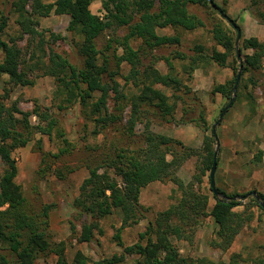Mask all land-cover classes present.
<instances>
[{
    "label": "trees",
    "instance_id": "16d2710c",
    "mask_svg": "<svg viewBox=\"0 0 264 264\" xmlns=\"http://www.w3.org/2000/svg\"><path fill=\"white\" fill-rule=\"evenodd\" d=\"M6 1L10 0H0ZM95 1L98 0H56L52 4H44L42 0H16L13 8L19 15L18 23L23 34L20 39L29 35L37 44L29 47L25 54L15 40L9 43L0 37V53L4 55L3 62L0 63V78L8 77L4 82V94L0 95V158L5 165L0 179V264H35L41 255L48 253L58 257V264H66L65 243L53 244L48 232L50 213L55 206L47 205L38 215L30 214L23 190L16 183L19 169L13 157L15 150L26 147L34 133L52 138L56 132L59 137H64L58 120L47 111L43 112L38 108L35 112L38 124L32 126L29 116L20 110L17 101L8 105L14 89L35 84L30 76L36 72L56 80L57 92L61 98L60 109L76 103L90 107L92 114L98 117L95 120L97 127L106 130L111 125L122 123L129 108L126 129L131 140L136 136L135 129L138 124H144L145 127L138 142L132 140L127 147H117L114 152L104 154L95 165H89V177L82 183L79 196L73 204L78 214L86 217L80 242H92L94 232L100 230L99 221L111 216L116 210L122 217V226L116 236L120 242V234L124 229L136 226L142 221L141 192L152 183L171 182L180 193L175 204L158 213L155 220L149 223L147 230L140 236V242L123 248L121 255H114L93 264H124L128 257H138L137 264H214L205 258L195 262L191 258L189 260L182 257L174 241L184 240L202 225L204 219L210 217L216 226V239L212 247L226 252L242 231L253 222L255 216L247 207L242 212L236 211L243 206L237 199L246 195H229L221 189L217 190L229 199L222 200L214 195L215 204L208 213L210 198L199 190L201 177L195 176L197 182L188 184L179 177L184 164L200 154L203 157L201 175L211 172L216 148L213 129L212 136L207 134L210 126L204 117L201 104H198L199 109L201 108L198 118H189L194 110L185 107L182 109L181 119L176 118L179 103L183 102L185 105L184 99L193 92L183 83L174 61H181L184 74L190 76L200 66L207 68L216 64L221 68L230 67L234 77L225 84L215 85L212 91L228 100L226 107L233 96L239 69L236 33L226 26V18L210 5L209 0H103L104 18L92 12L91 6ZM212 1L228 16L225 7L219 6L215 0ZM261 1L252 0L250 9L258 22L264 25ZM30 2H33L32 13L26 10ZM189 5L211 10L221 17L219 22L213 24L211 33L216 44L224 51L213 50L210 54L204 46L198 45L191 56L174 51L170 56L158 58L154 55L157 50L181 45L179 35H159V30L171 28L192 32L206 27L201 18L190 13ZM52 13L70 17L68 31L79 39L77 48L83 59L82 67L73 65L68 58L56 52L47 36L39 32L38 20L47 18ZM228 18L231 19L229 16ZM233 21L237 24L236 20ZM114 26L128 27L129 32L123 38L110 39L104 49H99L98 39ZM7 27L8 19L4 15L1 17L0 34ZM49 38L55 44L62 36L50 34ZM136 40L142 42L138 49L132 45ZM119 49L122 50L121 55L117 53ZM244 51L251 53L244 54ZM143 56L151 59L147 65L143 64ZM241 56L244 73L257 74L264 66V40L244 41ZM112 60L116 65L115 72L110 70ZM159 60L166 63L167 73L158 70L156 63ZM230 60L233 62L229 64ZM124 66L130 68L124 80L127 84H133L137 93L130 97L118 90L117 108L114 113H110L111 86L105 78L120 76ZM251 83L256 85L254 77H251ZM183 88L186 89L184 93ZM164 89H172L173 93L169 95ZM240 98L241 91L238 92L236 102ZM151 108L167 123L195 124L199 127L205 134L202 151L186 148L180 141L155 133L151 122L144 121ZM95 133L99 134V131L95 130ZM64 142L67 146L57 156L39 149L42 153L43 178L54 171L60 179H64L65 175L61 171L52 170L51 165V157L59 159L73 151L71 143L67 140ZM176 147H180L182 151H177ZM263 155L264 152L261 151L255 159L259 161ZM110 170H114L116 177L110 174ZM211 191L213 192L212 189ZM260 197L264 203V195ZM255 204L264 213L261 203L255 200ZM72 230L76 233L74 226ZM120 246L124 247L121 242ZM3 249L10 251L14 258L11 260L2 254ZM74 263L90 264L81 253L77 254ZM254 264H264V259L256 260Z\"/></svg>",
    "mask_w": 264,
    "mask_h": 264
},
{
    "label": "rangeland",
    "instance_id": "374dc122",
    "mask_svg": "<svg viewBox=\"0 0 264 264\" xmlns=\"http://www.w3.org/2000/svg\"><path fill=\"white\" fill-rule=\"evenodd\" d=\"M15 1L0 2V22L1 17L4 15L8 19V27L0 34V37L9 43L15 40L16 44L23 50V53L26 54L28 53V48H32L37 42H33L29 35H25L24 39H20L23 34L18 23L19 15L16 14L13 8V2ZM55 1L42 0L44 4H52ZM102 1H95L91 6V10L94 14L104 18L105 13L103 11ZM32 5L33 2H30L27 6L26 10L28 13H32ZM250 6L249 10L252 13ZM261 6L264 10V0L261 1ZM188 8L191 14L197 15L205 22L206 27L192 32L185 30L176 31L171 28L159 30V35H179L181 45L177 48L171 47L157 50L154 55L158 58L170 56L174 51L191 56L193 49L198 45L204 46L210 54L213 50L219 52L224 51L216 44L211 33L213 24L219 22L221 17L217 13L200 6L189 5ZM231 19L234 20L233 18ZM38 21L39 25L37 28L39 32L47 36L46 38L49 40L52 48L68 58L73 65L82 67L83 59L79 55L77 48L79 39L68 31L70 17L67 15L58 16L52 13L49 17L39 19ZM225 24L236 33L237 43L236 30L233 29L228 21H225ZM239 27L242 30V38L238 47L241 52L243 42L250 40V38H245L242 27L240 25ZM128 32V27L118 26L106 30L97 41L99 49H104L110 39L123 38ZM50 34H55L56 36L61 35L62 39L54 44L49 38ZM141 44L142 42L137 40L132 42L135 49H138ZM117 53L121 55L122 50L119 49ZM250 53L251 51H244V54ZM29 58L30 55L27 56L28 60ZM3 59L4 55L0 53V63L3 62ZM150 60V57L146 59L143 56L144 65H147ZM232 62L233 60H230L229 64ZM156 64L161 73L165 74L168 72V67L164 61L159 60ZM174 65L180 73L183 83L193 92L184 99L185 105L183 102L179 103L176 116L177 120L181 119L182 109L184 107L194 110L189 114V118H198L201 113V108L199 109L198 104H201L203 106L202 112L204 113V117L210 126L207 134L212 136V129L219 119L222 109L228 103V100L219 94H213L212 91L215 85L225 84L234 77L232 69L230 67L221 68L216 64H212L207 68L200 66L190 76L184 74L183 63L181 61H174ZM115 67L116 65L112 60L110 70L115 72ZM239 70L240 63L238 73ZM129 71L130 68L124 66L120 76H115L114 78L107 76L105 78V81L111 86L109 99L110 113H114L117 108L118 90L119 93H125L130 97L137 93L135 86L133 84H127L124 80V77L129 74ZM251 77H254L256 85L251 83ZM30 78L35 81V84L31 87L14 89L8 105L17 101L20 110L29 116L32 126L38 124L36 110L39 108L43 112L47 111L58 120L61 130L64 132V137H59V134L56 132L52 138L34 133L31 142L26 147L13 152V157L17 161L19 169L16 183L23 190L28 211L32 215H38L45 206L52 204L55 206L50 213V227L48 232L53 244L65 243L66 264H75L74 261L78 253L83 254L89 260L90 264L103 259H110L114 255H121L124 250L123 248L140 242L141 234L147 230L149 223L155 220L158 213L169 209L170 206L178 201L180 193L177 191V187L171 182H155L142 190L140 196V204L143 207L142 221L140 224L122 231L120 234V242L124 247L120 246L119 240L116 239L118 230L122 226V217L118 210L111 216L99 221L100 230L94 232V240L92 242H80L86 217L80 216L74 209L73 204L79 196L82 183L89 177V165H95V162L101 160L104 154L114 152V149L117 147H127L132 140L138 142L145 127L144 124H138L135 129L136 136L132 140L130 139L126 129L127 116L130 111L128 108L124 114L125 120L122 123L111 125L104 130L101 127H97L95 120L98 117L92 114L90 107H83L80 103H76L72 106H67L68 108L60 109L61 98L57 92V82L53 77L44 76L43 73L36 72ZM7 80V76L0 78V95L4 94V82ZM164 91L169 95L173 93L172 89H164ZM185 91L186 89L183 88L182 92L184 93ZM239 91H241V98L232 108L235 110L232 111L231 109L230 112L232 111V113L226 114L222 124L217 129L220 142L217 172L220 164H222V167L219 175L216 173L215 176L216 187L229 195L240 194L247 196L248 193V195L256 193L260 196L264 195V155L259 161L255 157L259 152H264V66L255 75L243 72ZM144 121L151 122L152 130L155 133L180 141L186 148L195 149L199 152L202 151L205 134L195 124L178 125L174 122L167 123L159 117V113L154 112L153 108L150 109L148 118ZM223 125H230L233 128L241 126L245 129L250 127L247 132H250L253 136L252 142L244 144V148L246 149L240 153V157L243 158L240 168L241 176L237 184L233 185L226 183V173H224L227 169V166L224 167L227 164V160L222 149ZM95 130H98L99 134H96ZM64 140L71 143L73 151L61 156L59 159L51 157L52 170L61 171L65 175L64 179H60L54 171L49 172L43 178L41 172L43 169L42 153L39 149L42 148L44 153L57 156L67 146ZM215 148L217 149L216 140ZM175 149L182 151L180 147H176ZM202 166L203 157L200 154L188 160L178 175L186 184L194 181L196 183L195 176L201 177L202 184L199 186V190L210 198L207 211L209 213L215 204L214 193L211 191V172H207L205 176H202ZM4 171L5 165L0 158V179ZM110 174L116 177L114 170H110ZM117 179L120 181V178ZM241 183L244 186L238 188ZM237 200L243 204L242 207L236 209L237 212H242L247 207L251 209L255 217L253 222L236 238L232 247L226 252L212 247L216 239V226L213 219L207 217L204 219L202 225L188 234L184 240L174 241L182 257L189 260L191 258L195 262L205 258L214 262V264H254L256 260L264 259V213L256 207V198L253 195H250L246 200L243 198ZM73 226L76 228V233L72 230ZM1 253L7 255L11 260L14 258L8 250L3 249ZM137 258L128 257L124 264H137ZM35 264H58V257L53 253L41 255Z\"/></svg>",
    "mask_w": 264,
    "mask_h": 264
},
{
    "label": "crops",
    "instance_id": "0c3cea01",
    "mask_svg": "<svg viewBox=\"0 0 264 264\" xmlns=\"http://www.w3.org/2000/svg\"><path fill=\"white\" fill-rule=\"evenodd\" d=\"M251 1L252 0H215L218 5L225 6L228 15L236 20L242 27L245 38L258 39L262 41L264 40V25L260 24L249 10ZM234 110L232 109V111ZM232 111L229 113H232ZM238 124L240 123L238 122ZM222 129V149L227 160V164L224 165V167L227 166V169L225 170L226 172L224 171V173H226V183L233 185L237 184V181L241 176L240 168L243 158L240 157V153L244 152V149H246L244 148V144L252 142L253 136L250 132H247L250 127L245 129L241 126H236V128H233V126L230 125H223ZM221 167L222 164H220L218 169V175L220 173L219 171L221 170ZM243 186L244 184L241 183L238 188Z\"/></svg>",
    "mask_w": 264,
    "mask_h": 264
},
{
    "label": "water",
    "instance_id": "95a60500",
    "mask_svg": "<svg viewBox=\"0 0 264 264\" xmlns=\"http://www.w3.org/2000/svg\"><path fill=\"white\" fill-rule=\"evenodd\" d=\"M209 2H210V5L215 10H217L222 16H224V18H226V20L230 23V25L236 30V32H237V43H236L237 58H238V61L240 63V70H239V73H238L237 78H236V83H235L234 90H233V96L230 99L229 104L221 112V114L219 116V119H218V121L216 122V124H215V126L213 128V135H214V139L217 142V149L215 151L214 162H213V166H212L211 174H210L211 189L213 190V193H214V195L216 197H218V198H220L222 200H228L229 198L225 194L219 192L217 190V188H216L215 176H216L217 168H218V150H219V146H220L219 138H218V135H217V129L222 124V122H223L226 114L228 113V111L231 110V108L235 104L236 99H237V95H238V91H239V87H240V84H241V80H242V76H243V72H244V64H243V59H242V56H241V52H240L238 47H239V43H240L241 38H242V30L233 20L229 19L228 16L224 15L222 9L217 7L212 0H209ZM250 195L255 196L256 200L259 203H261V205L264 207V203L261 202V197L259 195H257L256 193H252ZM250 195H247V196L242 197V198L244 200H246V199H248V197Z\"/></svg>",
    "mask_w": 264,
    "mask_h": 264
}]
</instances>
